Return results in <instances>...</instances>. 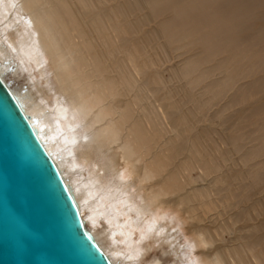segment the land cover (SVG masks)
Segmentation results:
<instances>
[{"label":"bare ground","instance_id":"6f19581e","mask_svg":"<svg viewBox=\"0 0 264 264\" xmlns=\"http://www.w3.org/2000/svg\"><path fill=\"white\" fill-rule=\"evenodd\" d=\"M0 77L112 264H264V0H0Z\"/></svg>","mask_w":264,"mask_h":264},{"label":"water","instance_id":"95a60500","mask_svg":"<svg viewBox=\"0 0 264 264\" xmlns=\"http://www.w3.org/2000/svg\"><path fill=\"white\" fill-rule=\"evenodd\" d=\"M0 264H112L1 77Z\"/></svg>","mask_w":264,"mask_h":264},{"label":"rangeland","instance_id":"374dc122","mask_svg":"<svg viewBox=\"0 0 264 264\" xmlns=\"http://www.w3.org/2000/svg\"><path fill=\"white\" fill-rule=\"evenodd\" d=\"M16 66H18V62L10 66L6 81L11 88L21 89L26 85L27 74H21L19 71H17L18 69H16ZM162 74L166 80L169 78V73L166 71ZM164 214L166 217L162 223L165 222L170 232H173V235H176L178 254L174 255L171 253L169 247L166 244H156L153 240L146 241L143 246L142 255L137 259L139 260V264H154V262L159 264H181V261H188V259L194 260L196 257V252H194L195 250L190 248V244L192 243L191 235L187 231V226L183 224V217H181V214L178 212L174 213L170 210L165 211ZM104 225V222H101V226L97 225L95 229L96 232H101ZM134 237L136 236L134 235ZM226 239H228V237H226Z\"/></svg>","mask_w":264,"mask_h":264}]
</instances>
